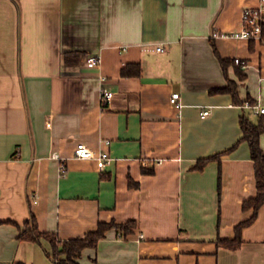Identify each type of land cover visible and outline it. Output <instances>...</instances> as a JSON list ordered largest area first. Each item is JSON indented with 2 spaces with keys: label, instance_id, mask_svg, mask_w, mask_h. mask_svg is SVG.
I'll return each instance as SVG.
<instances>
[{
  "label": "crops",
  "instance_id": "1",
  "mask_svg": "<svg viewBox=\"0 0 264 264\" xmlns=\"http://www.w3.org/2000/svg\"><path fill=\"white\" fill-rule=\"evenodd\" d=\"M258 3L0 0V264H56L47 241L19 237L32 217L62 240L99 221H136L83 249L80 264H264V203L237 249L217 244L251 214L242 208L256 192L247 142L194 168L241 138V114L264 124V113L211 92L226 85L220 56L239 100L264 108V41L211 37L239 30L242 10ZM68 53L83 55L74 63ZM96 53L99 65L85 63ZM129 63L138 75L121 74ZM101 76L114 92L105 104ZM79 142L112 160L100 170L76 158Z\"/></svg>",
  "mask_w": 264,
  "mask_h": 264
},
{
  "label": "trees",
  "instance_id": "2",
  "mask_svg": "<svg viewBox=\"0 0 264 264\" xmlns=\"http://www.w3.org/2000/svg\"><path fill=\"white\" fill-rule=\"evenodd\" d=\"M82 55L83 53H68L65 54V59L68 62L76 63L79 61ZM219 61L223 67L226 77V85L223 87L214 88L211 90V92L229 93L231 94L235 103L244 104L245 102H249L250 104H255L254 100L249 97L242 101L239 100L237 93V81L236 79L229 78L226 72L227 65L230 63V61L220 56ZM235 71L239 79L243 78V71L239 67H236ZM139 73L140 67L135 63H129L121 69L122 75H138ZM239 124L241 127L242 136L236 143L223 152L198 159L194 165V168L202 170L208 161H219L222 155L232 151L240 142L246 141L249 146L250 157L254 165L256 192L254 196L243 201V210H251V214L248 218L241 220L235 225V234L233 238H217L218 245L229 249H237L240 246L242 229L245 226L250 225L256 219L258 210L264 203V151L260 145V135L264 132V124L261 117H258V119L254 121L244 113L240 116ZM144 171L149 170L144 169ZM135 227L136 221L134 219L128 220L126 222H116L114 220L99 221L96 228L87 231L84 236L62 240L56 233L40 230L37 226L36 220L32 217L30 221L26 222V226L21 230L19 237L21 239L35 241L37 243H41V240L47 241L49 243L50 250H45V252L56 264H80L78 259L81 256L83 249L87 247L95 248L99 239L104 238L107 231L110 229H115L117 232L127 235L132 232Z\"/></svg>",
  "mask_w": 264,
  "mask_h": 264
},
{
  "label": "built area",
  "instance_id": "3",
  "mask_svg": "<svg viewBox=\"0 0 264 264\" xmlns=\"http://www.w3.org/2000/svg\"><path fill=\"white\" fill-rule=\"evenodd\" d=\"M256 7H248L242 10L241 26L239 30L232 32H220L213 30L211 32L212 38L224 37V38H235V39H247L254 41H264L263 38V26H264V0H258ZM126 46H122L119 52L123 51ZM157 51H163L164 48L160 44L156 46ZM236 63H240L239 58L235 59ZM85 63L89 65H99L101 63V56L96 54H89L85 58ZM101 85L99 87V97L103 104L107 103L113 96L114 92L110 90L105 84L106 77L101 76ZM170 102L176 108L182 106L181 96L179 92H173L170 96ZM243 106L250 108L253 114L264 113V108L245 102ZM209 114V110L205 109L201 112V117H205ZM49 125V123H47ZM108 143V141H105ZM74 156L78 159H92L96 162L97 167L102 170L111 160L109 152L106 150H93L83 142H79L74 149ZM52 157L59 160V172L64 174L67 169L65 159L61 158L58 153L53 152Z\"/></svg>",
  "mask_w": 264,
  "mask_h": 264
}]
</instances>
